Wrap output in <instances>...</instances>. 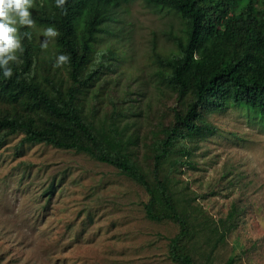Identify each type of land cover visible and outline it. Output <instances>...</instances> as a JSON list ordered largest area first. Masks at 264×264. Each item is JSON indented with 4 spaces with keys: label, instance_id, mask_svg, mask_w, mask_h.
Returning <instances> with one entry per match:
<instances>
[{
    "label": "trees",
    "instance_id": "trees-1",
    "mask_svg": "<svg viewBox=\"0 0 264 264\" xmlns=\"http://www.w3.org/2000/svg\"><path fill=\"white\" fill-rule=\"evenodd\" d=\"M132 1L68 0L64 15L55 0H35L36 20L60 32L56 53L47 56L34 37H25V50L18 53L23 63L10 64L11 79L0 70V146L23 135V143L83 153L113 166L145 190L148 219L177 224L169 243L175 264H212L238 227V209L215 219L193 203L178 173L192 165L196 144L215 133L204 111L241 107L264 123V0H145L171 11L180 24V33L171 34L175 48L159 55L156 74L178 102L163 116L171 121L146 143L139 127L151 104L144 108L112 96L104 108L98 105L113 53L97 47L99 36L113 34L105 25ZM62 53L71 63L54 68ZM141 144L147 148L142 157Z\"/></svg>",
    "mask_w": 264,
    "mask_h": 264
},
{
    "label": "rangeland",
    "instance_id": "rangeland-1",
    "mask_svg": "<svg viewBox=\"0 0 264 264\" xmlns=\"http://www.w3.org/2000/svg\"><path fill=\"white\" fill-rule=\"evenodd\" d=\"M36 44L47 27L36 20ZM105 25L97 47L111 49L98 105L112 96L152 105L141 117L143 142L178 102L156 75L159 55L175 45L179 19L171 11L134 0ZM55 39L47 56L55 54ZM50 57V56H49ZM129 91V92H128ZM93 101V104H97ZM215 133L196 144L178 178L194 204L218 219L238 209V227L212 264H264V123L241 107L206 114ZM23 135L0 146V264H175L172 221L146 217L145 190L117 169L90 156L45 144L23 143ZM142 157L145 145L141 144Z\"/></svg>",
    "mask_w": 264,
    "mask_h": 264
},
{
    "label": "clouds",
    "instance_id": "clouds-1",
    "mask_svg": "<svg viewBox=\"0 0 264 264\" xmlns=\"http://www.w3.org/2000/svg\"><path fill=\"white\" fill-rule=\"evenodd\" d=\"M68 0H55V6L67 15ZM35 7V0H0V70L5 79H11L13 69L10 64L23 63L19 55L24 52L22 40L27 37L32 40V32H21V28L36 29V21L32 18L30 9ZM46 38L42 43V49L49 47V41L60 36V32L53 26H49L42 32ZM71 63L69 54H60L56 57L54 68H63Z\"/></svg>",
    "mask_w": 264,
    "mask_h": 264
}]
</instances>
